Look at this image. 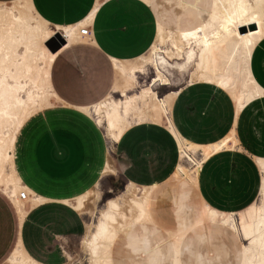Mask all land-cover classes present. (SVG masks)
Here are the masks:
<instances>
[{"label": "bare ground", "instance_id": "bare-ground-1", "mask_svg": "<svg viewBox=\"0 0 264 264\" xmlns=\"http://www.w3.org/2000/svg\"><path fill=\"white\" fill-rule=\"evenodd\" d=\"M104 1L96 0L89 15L71 25L50 24L31 0L0 2V193L12 205L18 223L14 247L0 264H44L26 251L20 228L31 209L50 199L22 183L14 161L15 143L29 119L59 101L50 82L52 62L59 49L89 40L80 29L91 24ZM140 1L154 16V40L133 59H113L111 92L77 109L103 128L112 148L132 125L163 126L176 143L179 161L163 182L127 181L100 207L98 183L58 200L80 215L95 216L85 224L80 253L67 256L61 264L81 263V257L86 264H264V157H253L260 174L256 199L236 212L216 209L198 192L202 163L190 155V149L201 152L202 162L222 151H236V131L214 143L199 144L182 137L172 119L174 99L185 87L173 89V75L182 79L190 67L189 84L221 89L231 98L236 115L264 95L250 71L252 51L264 39V0ZM58 35L65 42L51 51ZM179 59L182 62L174 61ZM148 72V81L141 83L139 77ZM158 87L167 90L159 95ZM184 158L190 163L184 164ZM115 172L108 153L103 174Z\"/></svg>", "mask_w": 264, "mask_h": 264}, {"label": "crops", "instance_id": "crops-1", "mask_svg": "<svg viewBox=\"0 0 264 264\" xmlns=\"http://www.w3.org/2000/svg\"><path fill=\"white\" fill-rule=\"evenodd\" d=\"M10 1L13 0H0ZM31 3L50 24L71 25L89 15L96 0ZM86 26L89 40L59 49L52 62L50 82L60 102L29 119L15 143L14 161L22 183L50 199L31 209L20 228L26 251L44 264H61L67 256L76 255L85 232L87 216L58 200L83 193L106 177L103 166L110 153L107 138L77 108L104 99L115 80L112 60H128L143 54L155 36L154 16L140 0H106ZM250 69L253 79L264 89V39L252 51ZM234 111L229 95L206 83L183 87L172 105L177 131L191 142L211 144L231 130L236 131L241 150L213 155L202 162L198 176L202 198L210 206L229 212L245 208L258 195L260 174L253 157H264V95L248 103L238 115ZM175 144L161 125H132L113 143L115 170L125 181L137 185L161 183L179 161ZM6 211L7 203L0 199V261L9 255L18 235L15 212L11 220Z\"/></svg>", "mask_w": 264, "mask_h": 264}, {"label": "rangeland", "instance_id": "rangeland-1", "mask_svg": "<svg viewBox=\"0 0 264 264\" xmlns=\"http://www.w3.org/2000/svg\"><path fill=\"white\" fill-rule=\"evenodd\" d=\"M52 43H56V41L52 40ZM174 61L182 62L181 59L174 60ZM191 70H192L191 67L188 68L186 74L184 75V78H182V79H178V78L175 77V75H173L175 82H174V86L172 88L177 90L181 86L191 85V84H189V73L191 72ZM150 76H151V73L148 72L147 75H143V76L139 77V80H140L141 83H145V82L148 81ZM157 90H158L159 95H161L167 89L163 88V87H158ZM100 129L103 131L102 127H100ZM232 131L233 130H231L230 132H232ZM106 142H107V149L110 152V155L112 157V151H113L114 147L113 148L111 147V143H110L109 140L106 139ZM112 146H114V145H112ZM236 149L237 150H241V146L239 145V141L236 144ZM200 154H201V152L199 150H197L195 148H191L190 149V155L202 163ZM112 161H113V157H112ZM189 163L190 162L187 161V158H184V164H189ZM105 176L106 177H104L103 181L99 184L100 200H99V202L97 201V203H96L98 207H100L104 203V200H106L107 198L113 197V196H116L117 194H119L123 190V187L125 186V184L127 183V181H125L121 176H119L117 171L113 175L112 174H107ZM0 199H3L7 203V211H6L7 216L11 220L14 219L15 214H14V210H13L12 205L8 202V200L3 196L2 193H0ZM84 215L87 216L86 217L87 220H86L85 224L95 220L94 219L95 216L91 217L90 214H84ZM79 253H80V251L77 254H79ZM3 258L1 259V261L3 260ZM77 261L78 260H75V264H86V260H85L84 257H81V261H82L81 263L80 262L78 263Z\"/></svg>", "mask_w": 264, "mask_h": 264}, {"label": "water", "instance_id": "water-1", "mask_svg": "<svg viewBox=\"0 0 264 264\" xmlns=\"http://www.w3.org/2000/svg\"><path fill=\"white\" fill-rule=\"evenodd\" d=\"M58 42L57 43H53V44H51L50 45V50L51 51H56L61 45H63L64 44V39H62L61 37H60V35H58Z\"/></svg>", "mask_w": 264, "mask_h": 264}, {"label": "built area", "instance_id": "built-area-1", "mask_svg": "<svg viewBox=\"0 0 264 264\" xmlns=\"http://www.w3.org/2000/svg\"><path fill=\"white\" fill-rule=\"evenodd\" d=\"M87 31H88V27L87 26H83L80 29V34L81 35H87ZM21 197L24 198V194L23 193L21 194Z\"/></svg>", "mask_w": 264, "mask_h": 264}, {"label": "snow or ice", "instance_id": "snow-or-ice-1", "mask_svg": "<svg viewBox=\"0 0 264 264\" xmlns=\"http://www.w3.org/2000/svg\"><path fill=\"white\" fill-rule=\"evenodd\" d=\"M262 94H264V93H262Z\"/></svg>", "mask_w": 264, "mask_h": 264}]
</instances>
